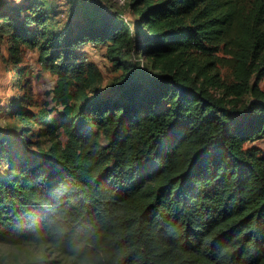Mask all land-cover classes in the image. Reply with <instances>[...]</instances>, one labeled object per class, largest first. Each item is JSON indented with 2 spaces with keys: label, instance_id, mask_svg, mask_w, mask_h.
Returning a JSON list of instances; mask_svg holds the SVG:
<instances>
[{
  "label": "trees",
  "instance_id": "obj_1",
  "mask_svg": "<svg viewBox=\"0 0 264 264\" xmlns=\"http://www.w3.org/2000/svg\"><path fill=\"white\" fill-rule=\"evenodd\" d=\"M120 1L74 0L86 12L53 37L42 8L0 13L11 62L37 45L56 77L52 107L12 106L21 128L0 129V245L97 264H264V152L250 145L264 138V0ZM87 44L122 74L104 86L78 59Z\"/></svg>",
  "mask_w": 264,
  "mask_h": 264
},
{
  "label": "rangeland",
  "instance_id": "obj_2",
  "mask_svg": "<svg viewBox=\"0 0 264 264\" xmlns=\"http://www.w3.org/2000/svg\"><path fill=\"white\" fill-rule=\"evenodd\" d=\"M112 1H118L120 5L123 4V1L120 0ZM30 5L42 8L50 17L46 30L47 37H53L60 31L73 11L75 12L74 20L81 19L82 14L86 12L82 8V4L75 10L74 0H0V13L21 20L25 14L22 10ZM125 16V19H129L127 14ZM32 27L33 25L29 28ZM8 45L9 37L0 31V108H4V112L0 113V129L11 134L15 127L21 128V126L11 114H8L10 107H29L35 111L40 108L52 107L49 91L54 87L56 77L42 69L37 45L21 46V62L17 66L11 62ZM77 55L78 59L96 64L104 76V86L122 74V70L114 67L108 60L105 47L83 45L77 49ZM126 56L129 63H138L137 57L133 53ZM138 64L141 65V63ZM219 70L222 80L226 83L234 81L230 69L222 67ZM250 145L264 152V138ZM13 248V246L0 245V251L11 252ZM44 254L47 261H53L52 264H64V260L68 259L56 250L49 248L44 249ZM73 262L75 264L77 261L73 260Z\"/></svg>",
  "mask_w": 264,
  "mask_h": 264
},
{
  "label": "clouds",
  "instance_id": "obj_3",
  "mask_svg": "<svg viewBox=\"0 0 264 264\" xmlns=\"http://www.w3.org/2000/svg\"><path fill=\"white\" fill-rule=\"evenodd\" d=\"M44 259L43 247L34 243L14 246L11 252L0 251V264H43ZM64 264H74L73 259H65ZM75 264H97V262L84 258Z\"/></svg>",
  "mask_w": 264,
  "mask_h": 264
}]
</instances>
